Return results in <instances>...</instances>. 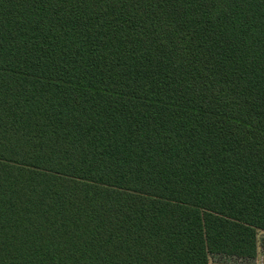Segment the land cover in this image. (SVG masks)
<instances>
[{"label": "trees", "instance_id": "1", "mask_svg": "<svg viewBox=\"0 0 264 264\" xmlns=\"http://www.w3.org/2000/svg\"><path fill=\"white\" fill-rule=\"evenodd\" d=\"M264 0H0V264H256Z\"/></svg>", "mask_w": 264, "mask_h": 264}, {"label": "rangeland", "instance_id": "2", "mask_svg": "<svg viewBox=\"0 0 264 264\" xmlns=\"http://www.w3.org/2000/svg\"><path fill=\"white\" fill-rule=\"evenodd\" d=\"M263 239H264V233H260L259 244H262ZM259 255L264 256V250L262 249V247L259 248ZM258 258H259V256H258ZM210 264H222V263L220 262V260L218 258H213L211 260Z\"/></svg>", "mask_w": 264, "mask_h": 264}, {"label": "crops", "instance_id": "3", "mask_svg": "<svg viewBox=\"0 0 264 264\" xmlns=\"http://www.w3.org/2000/svg\"><path fill=\"white\" fill-rule=\"evenodd\" d=\"M256 264H264V256L259 255V258L256 260Z\"/></svg>", "mask_w": 264, "mask_h": 264}]
</instances>
